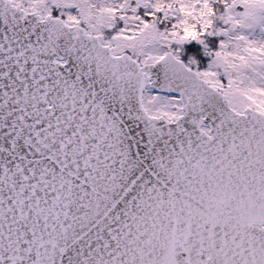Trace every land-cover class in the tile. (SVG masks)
I'll return each instance as SVG.
<instances>
[{
	"label": "snow or ice",
	"instance_id": "6c2138e0",
	"mask_svg": "<svg viewBox=\"0 0 264 264\" xmlns=\"http://www.w3.org/2000/svg\"><path fill=\"white\" fill-rule=\"evenodd\" d=\"M0 264H264V0H0Z\"/></svg>",
	"mask_w": 264,
	"mask_h": 264
}]
</instances>
